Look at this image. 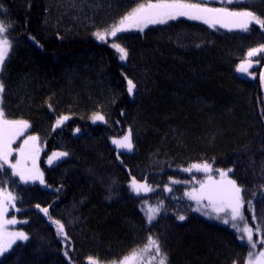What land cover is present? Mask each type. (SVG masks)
I'll use <instances>...</instances> for the list:
<instances>
[{"label":"trees","instance_id":"16d2710c","mask_svg":"<svg viewBox=\"0 0 264 264\" xmlns=\"http://www.w3.org/2000/svg\"><path fill=\"white\" fill-rule=\"evenodd\" d=\"M137 2L0 0V21L11 24L13 40L0 70L2 106L9 119L28 121L44 145V186L24 185L9 168L0 170V188L16 197L28 236L0 264H88L89 257L112 264L149 237L159 241L167 264H242L250 249L239 232L215 215L193 212L184 196L190 176L182 169L194 164H209V174L232 169L247 223L255 232L264 229V53L254 58L253 78L235 73L249 49L264 43V30L256 24L247 32L211 29L183 19L153 25L144 34L118 35L128 53L122 64L88 23L105 29ZM79 7L82 14L66 11ZM227 8L264 18V0ZM126 79L136 85L132 98ZM97 113L106 122L91 123ZM61 116L67 121L53 129ZM127 129L133 149L117 153L109 138ZM54 151L67 155L46 166ZM130 178L154 191L134 195ZM171 179L179 183L166 193ZM145 201L161 205L152 223L140 210ZM52 221L64 225L67 239ZM253 238L256 252L264 236Z\"/></svg>","mask_w":264,"mask_h":264},{"label":"snow or ice","instance_id":"6c2138e0","mask_svg":"<svg viewBox=\"0 0 264 264\" xmlns=\"http://www.w3.org/2000/svg\"><path fill=\"white\" fill-rule=\"evenodd\" d=\"M227 4H232L235 0H222ZM184 17L189 20L200 21L210 28H216L217 25L221 28H227L229 31L239 29L242 31H249L250 25L256 24L260 29L264 30V18L257 15L252 10H231L227 7H207L204 0H138L136 5L131 8L125 15H123L117 22L105 28L103 31H97L94 33L97 39L106 41L107 37H116L118 33L130 31L136 29L143 31L149 25L167 24L170 20H176ZM11 24H5L0 21V70H2L5 61L7 60L10 52L13 48V40L9 35V29ZM112 47L120 53V59L127 58V51L118 43H113ZM260 53H264V43L257 48L249 49L245 61L238 67V71L247 72L248 68L252 66L251 58L257 56ZM261 81L264 82V74L261 75ZM136 85L132 80H128V92L131 94ZM4 92V85L0 82V94ZM2 98H0V170H3L4 165H8L12 169V174L19 176L20 180L27 183L29 179H39L43 183L42 173L35 166L36 157L38 155V148L36 143L38 141L37 136H29L22 146L15 151L19 153V158L15 163L10 162V157L13 153L12 144L15 140L23 135L24 131L30 127V124L26 120L9 119L2 106ZM67 116L60 117L56 121L57 127H59L63 121L67 120ZM93 122L96 120H104L102 115L96 114L92 117ZM113 143L120 148H125L128 151L132 150L131 130L122 139L113 140ZM67 153H54V157L66 156ZM32 161V167H27L28 161ZM52 162V157L49 158V163ZM196 169L197 171L210 172L211 166L205 164H194L190 169L191 171ZM220 179L214 180L209 177L207 184H202L201 189L197 192L194 190L192 193H188L189 198L196 200L200 203L203 200L208 201V206L211 211L216 214V219H221L224 224L232 222V227L237 231L242 232L243 235L239 237L244 241L246 237V243L249 246V253L247 257V264H264V250L254 252L252 250L257 249L258 242L253 238L254 232L247 224L246 218L242 212L244 206V198L241 195L242 189L237 185L236 181L229 178L228 173L232 169L227 171L217 169ZM175 182V181H174ZM132 188L137 194L141 190L145 192L152 191L147 184H138L136 180L132 181ZM169 191L171 189H168ZM16 197L11 192H6L3 188H0V255L8 251L12 244L16 240H27L28 236L22 231H9L8 226L18 223L15 217L6 218V210L9 207H15ZM46 215L48 209H41ZM159 208L150 209L148 220L151 222L155 215L158 213ZM223 213L222 217L220 214ZM180 220H184V216L179 217ZM236 221H240L244 224L243 228H240ZM26 223V221H23ZM57 225L58 233L63 235L67 239V235L64 231V225L59 221H52ZM256 233L264 236V229L260 227L256 228ZM259 245L264 247V239L259 240ZM154 249L153 259H157V264H167V255L162 252L160 243L157 239L149 237L148 244L144 249L134 251L131 256H126L121 264H134L142 260L144 252ZM68 255V252H65ZM88 264H99V261L95 258L89 257Z\"/></svg>","mask_w":264,"mask_h":264},{"label":"rangeland","instance_id":"374dc122","mask_svg":"<svg viewBox=\"0 0 264 264\" xmlns=\"http://www.w3.org/2000/svg\"><path fill=\"white\" fill-rule=\"evenodd\" d=\"M236 1H240V0H235V2H236ZM204 2H205V5H206L207 7H216V8H219V7H227V5H229V4L225 3V2H222V0H204ZM135 5H136V4H134L132 7H134ZM132 7H131V8H132ZM131 8H130L128 11H130ZM229 9H231V8H229ZM231 10H233V9H231ZM66 11H67L68 14H76V13H78V14H82V13H83L82 10L80 9V7H79V8H70V9H66ZM128 11H127V12H128ZM127 12H126V13H127ZM126 13H124L123 15H125ZM123 15H122V16H123ZM122 16H121V17H122ZM121 17H120V18H121ZM179 19H183V20L191 21V22H194V23H199V24H202V25H204V26L210 28L208 25H206V24H204V23H202V22H200V21L189 20V19H186V18H184V17L178 18V19H176V20H170L168 23H170V22H174V21H177V20H179ZM157 25H165V24H157ZM88 26H90V30H92L94 33H96L97 31H103V30H104V29H98V27H96V26L94 25L93 20H91V21L88 23ZM150 26H153V25H149V26L146 27L142 32L139 31V30H136V29H132V30H130V31H126V32H136V33H139V34H144V33L146 32V30H147ZM217 28H221V27H219V25H217L216 28H211V29H217ZM234 30H239V29H234ZM126 32H122V33H126ZM119 34H121V33H118L116 37H110V36L107 37V38H106V41H101V40L97 39L95 35H94V37H95V39H96L97 41H99V42L107 43V44H108V45H109V46H110V47H111V48H112V49L118 54V58H119L120 63L124 64L125 61H126V59L121 60V59H120V53L117 52V50H116L115 48L112 47V44H113V43H118V44H120V45L122 46V44L118 41V35H119ZM122 47H123V46H122ZM123 48H124V47H123ZM260 54H261V53H260ZM257 56H259V54H258ZM257 56H254V57L251 58V60H252V66L248 68L247 72H241V71H238L237 69H238V67L241 65V63H242L243 61L240 62V63H238L237 66H236V68H235V73H236V75H237L238 77H240V78H250V79L253 78V74L251 73V69H252V68L255 66V64H256L255 61H254V58H256ZM246 59H248L247 56H246ZM246 59H245V60H246ZM245 60H244V61H245ZM128 80H129V79H126L127 93H128V95L132 98L133 95H134L135 89L133 90V92H132L131 94L128 92ZM1 96H2V94H0V98H1ZM97 114L102 115V116L104 117V120H103V121H101V120H96L95 122H93L92 117H93L94 115H96V114H93V115H91V116L89 117V120H90L91 123L97 124V123H104V122H106V117H105L104 114H100V113H97ZM61 117H63V116H61ZM59 118H60V117H59ZM59 118H57L56 121H57ZM56 121H55V123H54V125H53V129L59 128V127H60L63 123H65L67 120L63 121V123H62L59 127H57V125H56ZM128 133H129V129H127V130L125 131V133H124L122 136H120V137H111V138H109V142H110V144L113 146V148L116 150L117 153H129V152L132 151V150H131V151H128V150L125 149V148H120V147H118L116 144L113 143V140H119V139H122L123 136L127 135ZM29 136H37V135L30 133V132L28 131V129H27V130L24 131L23 135H20V136L15 140V142L12 144V148H13L14 151H13L11 157H10V162L15 163L16 159L19 158V153L16 152L15 150L18 149L20 146H22V145L24 144V141H25ZM37 137H38V136H37ZM36 147L38 148L39 152H38V155H37V157H36L35 166H36V168L39 169V172L41 173V170H40V160H41L42 155H43L44 145L42 144V142H41V140H40L39 137H38V141H37V143H36ZM132 149H133V147H132ZM54 153H64V152H61V151H54V152H52L51 154H49L48 156H46V157L44 158V160H45V165H46V166H53V165L59 163L61 160H63V158L66 157V156L54 157V156H53ZM50 157H52V162H51V163H49V158H50ZM191 166H192V165H191ZM191 166L182 169V171H184L187 175L190 176L189 180H187V181L184 182V184L187 186V188H186V190H185V194H184V196H185L186 200H188L189 202H191V203L193 204V205H192V210H193V212H195V213H197V214H199V215H201V216H203V217H207V216H209V215H215V216H216V214H215L214 212H212V211H211V208L208 206V201H207V200H203V201H201L200 203H197L196 200H193V199H190V198H189L188 193H192V192H194V190L198 192V191L201 189V185H202V184H207V183H208V180H209V177H210V176H211L214 180H219V179H220L219 172L216 170L217 173H215V174H211V173H210V174H209V172H204V173H203V172H199V171H197L196 169H192L191 171H186V169H190ZM4 167H5V168H9L8 165H4ZM27 167H29V168L32 167V161H31V160L28 161ZM9 169H10V171L12 172V169H11V168H9ZM211 170H213V169L211 168ZM199 174H200V175H201V174H204L205 176H204L203 178H200V177L196 176V175H199ZM14 176H15V175H14ZM15 177L18 178V180H19L22 184H24V185H40V186H44V182L41 183L39 179H35V180L29 179L28 182L25 183V182H23V181L20 180V177H19V176H15ZM229 178H230V177H229ZM133 180H135V179H134V178H130L128 185H129V188H130V190L132 191V193H133L134 195H136V196L147 195V194H149V193H151V192L154 191V188H153L152 186H150L149 184H147V185L152 189V191L145 192V191L141 190L140 193L137 194V192L134 191L133 188H132V186H131ZM136 181H137V180H136ZM174 181H175V182H174ZM137 183H138V184H146V183H144V182H139V181H137ZM178 183H179L178 180L171 179V180L169 181V185H167V186L164 188V189H165V192H166V193H169L171 190L169 191L168 189H171V186H172V185H175V184H178ZM4 190H5L6 192H10L7 188H4ZM243 207H244V206H243ZM155 208H159V211H158V213L155 215V218H154L151 222H149V220H148V216H149V214H150L149 210H150V209H155ZM37 209L41 211V208L37 207ZM140 210H141V213H142V215L144 216L146 222H147V223H152V222L158 217V215L160 214V212H161V205H153V204L149 203L148 201H147V202L145 201V202H142ZM6 212H7V216H6V218L11 219V218L15 217V219H16L17 221H19L18 223L14 224V225H9V226H8V230H9V231H22V232H24L23 229L20 227L24 222H23L21 219L18 218V215H17L18 210H17V208H16V204H15V207H14V208L9 207V208L6 210ZM41 212H43V211H41ZM242 212H243V209H242ZM43 213H44V212H43ZM220 215H223V216H224L223 213H221ZM223 216H222V217H223ZM179 217H180V216H179ZM179 217H178V219H179ZM179 220H180V219H179ZM236 223L239 225L240 228H243V227H244V224H243L242 222H240V221H236ZM247 224H248V223H247ZM227 225L230 226L231 228H233V227L231 226V225H232V222H231V221H230V223L227 224ZM248 226L250 227L249 224H248ZM250 228H251V227H250ZM233 229H235V228H233ZM236 230H237V229H236ZM238 232H239V231H238ZM253 232H254V235H255L256 232H255L254 230H253ZM239 234H240V236L243 235L242 232H239ZM25 241H26V240H16V242H15L14 244H12L11 248H12L15 244H17V243H22V242H25ZM243 242H246V237H245V240H244ZM147 244H148V241H147V243H146L143 247L139 248L138 250L144 249L145 246H146ZM11 248H10V249H11ZM10 249H9V250H10ZM9 250H8V251H9ZM138 250H136V251H138ZM260 250H264V247H262ZM260 250H259V251H260ZM8 251L4 252L2 255H4L5 253H7ZM259 251H256V252H259ZM131 254H132V253H131ZM131 254H129L128 256H131ZM154 254H155V253H154V249H150L149 251L144 252V253H143V256H142V260L139 261V262H134V264H157V260H158V258H157V259H153V258H152V257L154 256ZM2 255H0V257H1ZM247 257H248V256H247ZM247 257H246L245 261H244L242 264H247ZM122 261H123V259H122L121 261H119V262H115V263H112V264H121Z\"/></svg>","mask_w":264,"mask_h":264},{"label":"water","instance_id":"95a60500","mask_svg":"<svg viewBox=\"0 0 264 264\" xmlns=\"http://www.w3.org/2000/svg\"><path fill=\"white\" fill-rule=\"evenodd\" d=\"M262 74H264V68H263L262 71H261V75H262ZM261 75H260V77H261ZM260 83H261L262 92H263V94H264V82L261 81V78H260Z\"/></svg>","mask_w":264,"mask_h":264}]
</instances>
